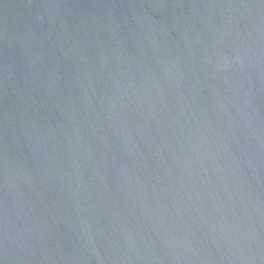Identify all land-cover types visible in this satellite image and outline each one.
<instances>
[{
    "label": "water",
    "instance_id": "1",
    "mask_svg": "<svg viewBox=\"0 0 264 264\" xmlns=\"http://www.w3.org/2000/svg\"><path fill=\"white\" fill-rule=\"evenodd\" d=\"M0 264H264V0H0Z\"/></svg>",
    "mask_w": 264,
    "mask_h": 264
}]
</instances>
